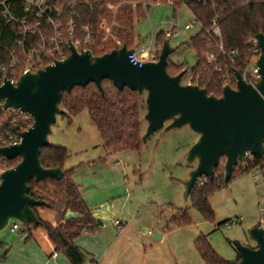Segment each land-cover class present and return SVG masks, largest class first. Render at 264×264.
Instances as JSON below:
<instances>
[{
  "label": "rangeland",
  "instance_id": "1",
  "mask_svg": "<svg viewBox=\"0 0 264 264\" xmlns=\"http://www.w3.org/2000/svg\"><path fill=\"white\" fill-rule=\"evenodd\" d=\"M146 14L147 17H133L134 47L144 45V39H150L151 35H159L172 21V9L168 7H150ZM178 16L181 26L190 22L185 9L180 8ZM147 18L153 25L152 31ZM195 33L192 30L187 35ZM183 41L181 36L171 39L175 50L168 59L175 62L184 55L188 70L181 84L187 85L196 59L187 53L185 45L181 46ZM251 66L252 63L248 64L245 71L249 72ZM144 99L142 95V136L146 128L145 106L141 103ZM196 139L197 135L185 126L154 133L142 142L138 154L107 155L86 111L70 121L57 116L48 136L49 144L69 151L64 166L73 170V179L81 186L79 192L84 202L97 215L94 231L79 241L86 253L84 264H206L195 246L200 236L228 263L238 259L236 242L256 247L248 231L260 222L264 188L254 186L249 171L239 173L242 163L230 180L208 197L210 217L196 210L189 196L184 197V183L195 166L186 164V153ZM223 164L224 160H220L219 168ZM4 168H11L9 161L0 162V169ZM48 212L39 210L38 215L46 218L52 214ZM183 214L188 222L178 224L173 220L176 217L182 221ZM234 220L238 223L226 230L225 225ZM115 221L120 222V229L114 226ZM17 236L5 229L0 232V241L9 243ZM3 254L4 250L0 249V264H4Z\"/></svg>",
  "mask_w": 264,
  "mask_h": 264
},
{
  "label": "water",
  "instance_id": "2",
  "mask_svg": "<svg viewBox=\"0 0 264 264\" xmlns=\"http://www.w3.org/2000/svg\"><path fill=\"white\" fill-rule=\"evenodd\" d=\"M260 54L255 63L259 80L252 86L239 72H234L235 87L224 86L220 97L209 96L197 85H182L186 74L176 76L167 72L168 56L174 52L168 41L163 43L158 62L141 68L130 65L127 56L133 52L122 45L101 56L89 51L76 52L69 43L70 54L61 62L46 66L36 73L19 77L15 85L0 86V101L4 110H17L32 118V125L20 133L17 145L0 148V159L18 163L0 174V232L10 221L26 227L38 223L33 207L46 204L28 195L29 182L46 179L59 181L64 172L60 168L45 169L40 164L43 148L49 145L51 127L60 115L63 93L74 87L94 84L102 93L101 83L108 80L119 91L124 88L145 96L146 128L141 142L154 133L188 127L197 135L186 153V164L195 166L184 183L187 198L202 178L212 180L221 159L223 182L227 183L235 168L247 153L264 155V36H255ZM68 212L65 218L74 216ZM248 237L255 248L236 242L238 259L229 264H264V233L254 227Z\"/></svg>",
  "mask_w": 264,
  "mask_h": 264
},
{
  "label": "trees",
  "instance_id": "3",
  "mask_svg": "<svg viewBox=\"0 0 264 264\" xmlns=\"http://www.w3.org/2000/svg\"><path fill=\"white\" fill-rule=\"evenodd\" d=\"M79 1L82 3L76 9L78 16L73 18L74 24L76 29L86 24L91 25L94 32L95 48L92 51L94 56H101L116 48L112 40L107 43L102 42L104 35L99 28V23L103 18L109 22L113 18L114 11L109 9V6L121 4L115 14V21L118 25L113 30V36L127 48L133 47V16L142 17L143 15L139 7L133 9L131 5L126 4L129 0ZM46 2L56 8L62 5L60 0H46ZM12 8L15 19L19 20L24 17L25 13L21 2H13ZM194 10L203 22L205 29L208 28L213 17L218 16L224 51L235 54L232 63L225 62V69L230 77V85L234 87V72L241 73L252 59L250 41L258 34L264 36V0H247L243 5L224 3L214 9L196 6ZM71 15V11L64 9L60 22L64 25ZM16 30V23L6 25L3 20H0V57L4 56V60L7 59L5 53L15 47ZM208 40H211V37L203 32L192 39V45L199 58L192 74L198 76V86L204 88L207 95L220 97L223 86L221 74L210 69L202 70V57L207 52ZM183 70L187 72L188 69L183 65L168 63L167 72L171 76H176ZM101 87L102 93L94 84H89L84 88L74 87L70 93H63L60 115L70 121L81 112L86 111L97 128L107 155L122 152L138 154L142 144L141 97L127 88L122 91L117 90L108 80H103ZM141 103L144 104L142 100ZM68 157L69 151L64 147L49 144L42 149L41 166L45 169L60 168L64 172V176L59 181L46 179L38 183L29 182L28 195L35 200L43 201L46 206L32 208L38 217V223L30 222L22 228V232L29 238L33 230H44L54 246L55 252L62 254L70 264H84L86 256L74 244V240L83 233L93 232L96 227V219L92 216L91 210L79 192V187L73 179V170L64 169ZM18 161L19 159H16L9 161V163L13 167ZM256 164H263L264 167V157H255L252 161H246L239 173L249 171ZM221 185H223V166L219 168L218 165L214 170L213 179L202 181L189 194L192 206L203 213L205 217H210L211 210L208 197ZM39 210L52 212L56 217L55 225L43 221L38 215ZM68 212L75 215L65 218ZM173 220H177L178 224L188 222L185 214L182 216V221L176 217ZM195 246L206 264H229L219 257L204 236L196 239ZM2 248L3 244L0 243V249ZM5 255L6 251H4L3 258Z\"/></svg>",
  "mask_w": 264,
  "mask_h": 264
},
{
  "label": "built area",
  "instance_id": "4",
  "mask_svg": "<svg viewBox=\"0 0 264 264\" xmlns=\"http://www.w3.org/2000/svg\"><path fill=\"white\" fill-rule=\"evenodd\" d=\"M16 1L22 3L25 13L24 17L19 20L15 19L12 14V3ZM60 1L62 5L56 8L48 5L46 0H0V20H3L6 25L11 23H16L17 25V40L14 49L5 53L7 59L4 60V56L0 57V86L4 85L5 82L15 85L19 77L23 74H34L38 70L44 69L46 66L63 61L70 54L69 43L72 44L76 52L89 51L93 55L92 51L95 48V44L93 42L94 32L92 31L91 25L86 24L76 29L74 24L73 18H77L78 16L76 9L82 2L79 0ZM246 2L247 0H129L126 4L131 5L133 9L139 7L143 12L142 17H147L145 13L150 7H168L172 9V21L167 23L169 28L162 30L156 37L151 35L150 39H144V45L139 47L133 46L131 48L133 52L127 56V60L130 65L137 68H141L146 63H156L162 51L163 43L168 41L169 46L173 48L170 44L171 39L181 36L184 40L181 46L185 45L187 53L190 52L193 55L197 64L199 58L192 45V39L203 32L205 35L211 37V40H208L206 44L207 52L202 57V70L205 71L210 69L218 72L222 76V88L228 85L234 89L235 86L232 87L230 85V77L228 71L225 69V62L228 61L232 63L235 54L233 52L226 53L224 51L219 18L218 16L213 17L208 28L205 29L203 22L199 19L194 8L196 6H202L214 9L224 3L243 5ZM120 5L121 4L108 7L114 11L113 18L110 22L103 18L99 23V28L103 31L104 35L102 42L107 43L109 40H112L116 46L115 49H119L122 46L113 36V30L118 25L115 21V14ZM180 8L187 11L190 19V22L183 26L180 25L178 16V10ZM64 9L71 11L72 15L63 25L60 22V18ZM148 22L152 31L153 25L150 23L149 19ZM192 30H196V33L193 36H188V32ZM250 43L252 45V59L248 64L252 63L251 69L249 72L243 70L239 73L246 83L254 86L259 80L255 63L260 51L255 38H253ZM253 60H255V62H253ZM169 62L168 59V63ZM172 63L187 67L184 55L180 56ZM197 81L198 76L192 74L186 83L187 85L198 86ZM31 125L32 118L28 114L11 109L4 110L3 102L0 101V148L19 144L21 140L20 133L26 131ZM262 157H264V155ZM254 158L255 156L247 153L244 161L241 163L244 164L246 161H252ZM6 161L7 160L0 159L1 163ZM7 169L9 168L0 169V174ZM249 172L252 175L254 186L256 188H264L263 164L254 165ZM206 180V178L200 179L197 185H200L202 181ZM260 206L261 218L257 228L261 229L264 233V193L261 197ZM237 223L238 220L229 222L225 225V229H231ZM114 226L117 229L121 228L119 221H115ZM22 228L23 227L16 221H10L6 227L11 234H23Z\"/></svg>",
  "mask_w": 264,
  "mask_h": 264
},
{
  "label": "crops",
  "instance_id": "5",
  "mask_svg": "<svg viewBox=\"0 0 264 264\" xmlns=\"http://www.w3.org/2000/svg\"><path fill=\"white\" fill-rule=\"evenodd\" d=\"M64 169L69 170L65 166ZM77 185L80 191L81 186L79 184ZM92 216L94 218L97 217V215H95L93 212ZM39 217L43 221H47L53 226L55 225L56 217L53 213L47 215L46 218H43L41 215H39ZM86 234L87 233H83L74 240V244L79 247L85 256L86 253L80 247L79 241H81V237ZM0 243L3 244L2 249L6 251V255L3 258L4 264H70L67 258H65L62 254L55 252L54 246L42 229L33 230L31 232V237L29 238H27V235L25 234H19V236L14 238L12 242L10 241L8 243L5 241H0Z\"/></svg>",
  "mask_w": 264,
  "mask_h": 264
}]
</instances>
